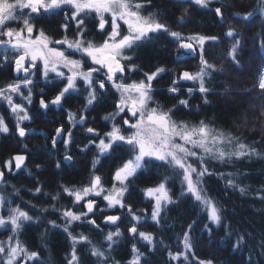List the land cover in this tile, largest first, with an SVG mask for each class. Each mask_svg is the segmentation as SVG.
Segmentation results:
<instances>
[{
	"label": "snow or ice",
	"instance_id": "1",
	"mask_svg": "<svg viewBox=\"0 0 264 264\" xmlns=\"http://www.w3.org/2000/svg\"><path fill=\"white\" fill-rule=\"evenodd\" d=\"M190 2L208 7L214 0ZM150 6L151 0H148L147 5L142 0H0V54H2L0 64H11L17 74L15 81L0 85V100L6 101L11 114L15 117L16 132L20 138L26 137L28 132L21 125L24 121L32 119L28 106L33 102L37 73H40L46 82L51 80L64 84L50 101L44 99L45 93L43 89L41 90L39 103L42 109H48L50 105L62 107L70 94L79 92L78 84L83 82L84 91L87 93L83 98L84 108L79 114L68 112V121L72 128L89 122L86 113L94 105L104 103L109 85L118 94V99L114 101V111L103 117L105 121L112 122L110 130L101 135L96 128H86V133L91 134L92 138L80 151L86 152L91 147L97 149L91 161L88 183L81 187L60 185L61 191L56 195L44 193L40 186L34 190V196L48 195L54 202H58L61 195L66 194L72 199L73 208H57L53 203L39 209L42 215L33 216L30 215V210L35 209L36 205H30L29 210H25L20 204L13 206L14 199L11 198V194L6 195V189H0V229L11 233L6 240L0 241V264H43L39 252L30 251L19 237L26 225L44 223L43 215L50 209L59 213L63 224H57L55 220H48L46 223L51 228L62 227L71 241L67 264H82L78 245L86 247L88 258L93 259L95 264H121L112 252L123 237L118 226L122 216L103 217L104 224L115 227L116 230L103 234V240L99 242H94L83 232L74 234L72 231L73 226L78 224L102 232L95 218L99 207L96 198H102L106 202L105 208L99 209L101 213L117 209L126 211L131 225L128 227L129 238L142 243L151 253H154L157 247H163L168 252L169 264H192L193 260L195 264H214L213 260L200 259L195 254V241L191 232L198 222L196 220L187 226L182 236H177L175 246L180 250L176 252L171 251L174 245L165 244L163 239L151 232L139 230L138 226L141 223L148 222L147 210H141L138 214L131 204L125 202L132 194L131 189L135 187L133 182L141 173L149 171L150 166H162L166 173L160 177L159 183L141 190L143 197L152 203L150 220L163 230L164 225L161 221L165 219L169 206L179 203L168 185L178 179L181 197L191 198L201 213L206 215L208 223L204 225L202 231L208 232L211 236L210 225L221 226L226 209L208 193L205 187L206 178L216 176L223 179L226 188L237 190L241 195H246L249 188L237 183L239 174L217 172L209 166V162L225 165L244 158H261V153L253 145L243 142V137L221 130L215 127L213 122L201 119L191 123L175 119V107L165 110L154 98L153 81L167 71L164 67H157L153 72L144 73L142 80L126 82V73L138 70V65L131 63L136 58V50L151 40L153 35L161 32L170 35L177 43L178 58L182 54L199 55L198 71L179 73L168 89L170 93H179L181 81H194L198 83V92L204 96V103L207 104V95L212 91L207 84L214 74L223 73L222 67L217 68L216 64L210 63L204 55L206 43L219 42V37L198 33L184 36L180 32L170 31L168 26L161 22L158 12L143 14L144 9ZM184 12L187 14V9ZM214 12L221 24L226 23L221 7H216ZM60 13H63L64 21L60 25L64 35L60 39H53L43 28L36 27V21L40 18ZM259 13L264 14V7L259 8ZM256 14L257 10L253 9L243 16L239 14L233 16L243 21H251ZM93 18L101 33L107 31L108 27L111 29L100 43L86 39L88 33L86 21ZM178 22L184 23V16H181ZM12 24L17 26H10ZM72 25L75 26V34L69 37L68 33L73 30ZM122 27H126V31H122ZM225 35L234 39L225 58L240 69L242 67L240 57L244 51L240 34L229 27ZM259 48L264 50V40H261ZM77 54L80 59L73 58ZM85 61H90L91 66L85 67ZM101 76L103 78L97 79ZM258 89L264 95V70L259 74ZM24 90H27V94ZM193 91L192 88L187 89L189 96ZM16 98L21 102L17 103ZM179 104L190 108L189 99H181ZM261 116H264V111H261ZM118 117L122 118V125L116 123ZM72 128L65 130L62 124L55 129V136L51 141L53 149L58 140H62L65 149H68L73 143ZM8 132L7 123L4 117L0 116V133ZM118 147H126L128 158L113 172L111 187H105L104 178L96 174L98 165H101V157L110 156ZM24 148L27 150L26 145ZM26 159V155L16 154L5 161V168L8 172H12L13 168L23 171ZM63 159L71 162L73 156L66 152ZM39 167L37 165V168ZM56 167H60L59 161ZM4 177L5 172L0 170V184L6 183ZM12 188L16 197H19L20 189L14 185ZM262 193L264 188L258 193L259 199L264 201ZM81 204L85 211H75L74 207ZM46 233L47 229L41 233V237H45ZM227 235L231 239L232 232ZM250 236L251 234L247 232H237L236 240L232 244L233 251L247 249L251 252L248 244ZM258 246L264 253V239ZM131 253L127 264H148L149 256L139 250L137 243L132 244ZM246 264L257 262L249 255Z\"/></svg>",
	"mask_w": 264,
	"mask_h": 264
},
{
	"label": "trees",
	"instance_id": "2",
	"mask_svg": "<svg viewBox=\"0 0 264 264\" xmlns=\"http://www.w3.org/2000/svg\"><path fill=\"white\" fill-rule=\"evenodd\" d=\"M142 2L148 4V0H142ZM216 7H221L226 23L219 22L214 12ZM261 7H264V0H260L259 3L258 0H214L208 7L196 5L190 0H151V6L144 9L143 14L145 15L158 12L161 22L165 23L170 31L180 32L184 36L198 33L220 38L219 42H208L205 45V58L210 63L216 64L217 68H223V73L214 74L207 84L212 90L207 95V104L204 103V96L198 92L197 82L181 81L178 94L168 91L172 86V81L183 70L188 69L192 73L198 71L199 55L193 57L182 54L178 58L177 43L167 33L161 32L153 35L151 40L137 49L136 58L131 63L138 65V70L126 73L128 82L139 81L144 79V73L153 72L157 67H164L167 71L161 73L153 81L154 98L165 110L175 107V119L191 123H196L201 119L213 122L215 127L243 137V142L253 145L261 153V158H244L225 165L209 162V166L217 172L239 174L237 183L249 188L246 195H241L237 190L226 188L223 179H218L216 176L206 178L205 187L208 193L226 209L223 213L222 225L219 227L210 225L211 236L208 232L202 231L204 225L208 223L206 215L201 213L191 198L181 197L178 179L168 185L173 197L179 203L169 206L165 219L161 221L164 225L163 230L150 220L152 203L143 197L141 190L159 183L160 177L166 173L162 166H150L149 171L141 173L133 182L135 187L131 189L132 194L127 197L125 202L131 204L133 210L138 214L141 210H147L148 222L141 223L138 226L139 230L151 232L156 237L163 239L165 244L174 245L171 251L176 252L180 250L178 246H175L177 236H182L183 231L187 230V226L196 220L198 222L191 232L195 241V254L200 259L213 260L214 264H246L249 255L257 264H264V253L258 246L264 239V201L258 196L259 191L264 188V116H261V111H264L262 108L264 95L258 89L259 74L264 67V50L259 48L261 40H264V14L259 13ZM185 9H187V14L184 12ZM253 9L257 10V14L251 21H243L233 16V14L243 16L252 12ZM181 16H184V23L178 22ZM93 20L94 18L86 21L88 28L86 39L100 43L111 29L108 27L107 31L101 33ZM63 23V13H60L40 18L36 21V27L43 28L53 39H60L64 35L60 28ZM229 27L234 28L242 39L244 51L240 57L242 65L240 69H237L225 58L231 43L234 42L233 38L225 35ZM72 29L68 33L69 37L75 34L74 25H72ZM0 58H2V54H0ZM15 79L13 66L0 64V85L13 82ZM62 87L64 84L50 80V82L41 83L34 90L33 102L28 107L32 119L25 122V125L32 127L33 131L24 138H20L15 132V117L11 114L10 108L6 105L0 106V111L9 128L8 133H0V169L7 170L5 161L15 153L23 152L28 155V162L23 171L17 175L6 171V183L0 184V189H6V195L11 194V198L14 199L13 206L20 204L22 208L29 210L30 205H36L35 209L30 210V215L33 216L42 215L39 209L53 203L57 208H73L72 199L66 194H62L59 201L54 202L48 195L37 194L34 196V190L40 186L44 193L56 195L61 191L60 185L81 187L88 183L91 174V161L97 149L91 147L86 152L80 151L92 138L91 134L86 133V128H96L101 135L109 131L112 122L105 121L103 117L114 111V101L118 99V94L109 87L104 103L94 105L86 113L89 122L83 126L77 125L72 128L68 121V112L79 114L84 108L83 98L87 93L84 91L83 82L78 84L79 92L70 94L63 102L62 107L50 105L48 112L39 107L40 90L45 89V98L52 100ZM189 88L194 89L191 96L187 92ZM181 99H189L190 108L181 106L179 104ZM116 123L122 125V118L118 117ZM62 124L65 130L72 128L73 143L66 150L63 141L59 140L53 149L52 137L55 136V129ZM25 145L27 150L24 148ZM66 152L73 156V161L69 162L63 159ZM127 158L126 147L115 148L110 156L101 157V165H98L96 174L104 178L106 187H111L113 172ZM57 161L60 163L59 168L56 167ZM37 165L40 167L37 168ZM13 185L20 189L19 197H16L13 192ZM97 199H99V207L95 218L102 232L94 231L90 226L81 227L77 224L72 229L74 234L83 232L89 235L94 242L102 241L103 234L116 230L115 227L106 226L103 217L107 213L120 215L122 220L118 222V226L123 237L112 252L115 259L121 264H127L132 255L131 246L133 243H137L139 250L149 256L148 264H169L168 252L163 247H157L156 251L151 253L142 243L129 238L128 227L131 225L126 211L117 209L101 213L99 209L105 208L106 203L102 198ZM74 210L85 211L82 204L76 205ZM43 219L44 223L26 225L19 237L20 240L27 245L30 251L39 252V258L43 264H67L71 241L62 227L51 228L46 223L48 220H55L57 224L62 225L63 220L58 212H52L51 209L43 215ZM229 225L230 227H228ZM46 229V236L42 238L41 233ZM229 232H232L231 239L227 235ZM237 232L251 234L248 237L251 252L247 249H242L240 252L233 251L232 244L236 240ZM77 247L82 257V264H95L93 259L88 258L85 246L78 245ZM192 264H195L194 260Z\"/></svg>",
	"mask_w": 264,
	"mask_h": 264
},
{
	"label": "flooded vegetation",
	"instance_id": "3",
	"mask_svg": "<svg viewBox=\"0 0 264 264\" xmlns=\"http://www.w3.org/2000/svg\"><path fill=\"white\" fill-rule=\"evenodd\" d=\"M16 75H17V74L15 73V77H16ZM20 75L23 76L22 73H21ZM41 78H42V77H40V76H37V77H36L37 83H36V85H35V87H34V89H33V92H34V90H36V89L39 87V85H40L41 83L43 84V83L46 82V81L41 80ZM40 82H41V83H40ZM48 82H50V81H48ZM109 87H111V86L109 85ZM109 87H108V88H109ZM43 91H44V93H45V89H43ZM40 92H41V90H40ZM25 94H27V92H25ZM44 99H45L46 101H50V99H49V100L46 99L45 96H44ZM39 100H40V99H39ZM16 102H17V103H20L21 100H20L19 98H16ZM1 105H6V104H5V103H0V106H1ZM29 106H30V105H29ZM29 106H28V107H29ZM6 107H8V105H6ZM39 107H40V103H39ZM40 108H41V107H40ZM41 109H42V108H41ZM49 109H50V107H49L48 109H42V110L45 111V112H48ZM28 110H29V108H28ZM0 116H3L2 113H1V111H0ZM3 117H4V116H3ZM4 119H5V117H4ZM5 122H6V121H5ZM25 122H26V121H24L23 124H22L21 126L25 127V128L28 130L27 134H28V133H31V132L33 131V128H32V127H28V126H26V125H25ZM15 132H16V130H15ZM16 133H17V132H16ZM17 134H18V133H17ZM22 153H23V152H22ZM15 154H17V153H15ZM15 154H14V155H15ZM14 155H13V156H14ZM27 162H28V159H27ZM27 162H26V164H27ZM0 170H3V169H0ZM3 171L5 172L4 180H6V177H7V172H6V171H7V170H3ZM19 172H20V171H19ZM19 172L16 173V172H15V169L13 168L12 175H17Z\"/></svg>",
	"mask_w": 264,
	"mask_h": 264
},
{
	"label": "rangeland",
	"instance_id": "4",
	"mask_svg": "<svg viewBox=\"0 0 264 264\" xmlns=\"http://www.w3.org/2000/svg\"><path fill=\"white\" fill-rule=\"evenodd\" d=\"M13 27H16V26H13ZM122 31H126V27H122ZM127 55H131L132 53H126ZM73 58H76V59H80V56H79V54H77L76 56H74ZM88 66H91L90 65V61H85V67H88ZM263 70H264V67H263ZM37 76H40V77H42L41 78V80H43V81H45V79L43 78V76L40 74V73H37ZM101 78H103L102 76L101 77H97V79H101ZM126 82H128L127 81V79H126ZM109 87V86H108ZM25 92H27V90H24ZM0 103H5L6 105H7V103H6V101H3V100H0ZM67 130V129H66ZM125 134H127V132L125 133ZM106 187V186H105ZM96 200H97V204H98V201H99V199H97L96 198ZM106 203V202H105ZM111 211V210H110ZM109 211V212H110ZM96 212H98L97 210H96ZM5 214V213H4ZM6 215V214H5ZM106 215H113V214H106ZM105 215V216H106ZM11 233L10 232H8V231H4L3 229H0V241H3V240H6L7 239V237L10 235Z\"/></svg>",
	"mask_w": 264,
	"mask_h": 264
},
{
	"label": "water",
	"instance_id": "5",
	"mask_svg": "<svg viewBox=\"0 0 264 264\" xmlns=\"http://www.w3.org/2000/svg\"><path fill=\"white\" fill-rule=\"evenodd\" d=\"M192 56L194 57V56H196V55H195V54H193ZM183 71H189V72H191V71H190V70H188V69H185V70H183ZM183 71H182V72H183ZM58 141H59V140H58ZM17 154H24V155H26V156H27V159H28V155H27L26 153H17ZM15 155H16V154H15ZM27 159H26V162H27ZM26 162H25V164H26ZM15 172L17 173V172H19V171L15 170Z\"/></svg>",
	"mask_w": 264,
	"mask_h": 264
}]
</instances>
